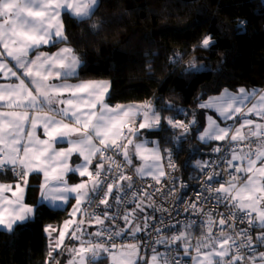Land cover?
I'll use <instances>...</instances> for the list:
<instances>
[{
  "label": "snow or ice",
  "instance_id": "snow-or-ice-1",
  "mask_svg": "<svg viewBox=\"0 0 264 264\" xmlns=\"http://www.w3.org/2000/svg\"><path fill=\"white\" fill-rule=\"evenodd\" d=\"M97 4L98 0H0V76L18 81L0 84V173L10 171L15 177V183L0 182V228L14 233L18 223L39 211L24 200L29 177L39 173L41 200L68 203L71 196V216L84 217L64 223L46 264H60L53 253L62 248L70 229L80 243L69 250L68 264H92L101 253L108 254L111 264H264V251L259 250L264 248V90L224 89L199 104L212 109L216 118L207 116L197 138L202 144L218 142L212 151L219 154V162L196 161L202 173L200 191L194 199L183 192L177 195L172 150L161 148L159 141L149 146L138 138L140 130L162 127L160 112L151 102L113 107L106 102L109 82L69 83L81 64L71 47L30 56L41 45L67 41L62 13L86 21ZM212 43L206 36L200 46ZM189 69L199 70L195 63ZM163 119L179 130V136L172 137L178 148L197 124L195 118L187 123ZM62 142L67 146H59ZM130 168L154 184L138 189ZM69 173L77 174L79 182L70 184ZM165 184L171 185L166 191ZM179 186L185 187L182 182ZM156 193L173 197L183 212L203 219L199 224L169 223L175 217L163 204L157 206ZM147 208L162 215H143ZM117 220L123 221L122 228ZM86 223L99 226L88 233L99 239L84 237ZM150 228L155 234L150 243L137 242L138 234ZM45 231L57 229L49 226ZM125 235L134 242L118 245L116 238ZM142 247L150 248L151 255L141 256Z\"/></svg>",
  "mask_w": 264,
  "mask_h": 264
},
{
  "label": "trees",
  "instance_id": "trees-1",
  "mask_svg": "<svg viewBox=\"0 0 264 264\" xmlns=\"http://www.w3.org/2000/svg\"><path fill=\"white\" fill-rule=\"evenodd\" d=\"M64 25L66 43L81 60L73 79L109 80L112 105L151 102L162 117L161 145L172 150L182 178L195 177V162L207 158L209 144L200 143L197 130L205 126L208 109L199 104L225 88L264 87V0H99L90 19L65 13ZM206 36L213 43L203 48ZM192 63L198 71L189 69ZM167 117L199 122L180 148L172 140L179 130L167 125ZM37 195L39 187L31 185L28 201ZM33 204L39 209L34 218L14 233L0 229V264H46L58 234L50 237L46 226L59 229L70 207ZM155 214L147 208L143 215Z\"/></svg>",
  "mask_w": 264,
  "mask_h": 264
},
{
  "label": "crops",
  "instance_id": "crops-1",
  "mask_svg": "<svg viewBox=\"0 0 264 264\" xmlns=\"http://www.w3.org/2000/svg\"><path fill=\"white\" fill-rule=\"evenodd\" d=\"M98 5H99V0H98L97 7H98ZM64 14H65V13H62V16H61V19H62L63 23H64ZM64 33H65V25H64ZM65 35H66V34H65ZM57 43H60V44H59L60 46H58V47L55 48L54 50H49V49H47V47H50V46L53 45V44H51V43H50L49 45H46V46H45V45H41V46L39 47V49L34 50L33 52H30V56L34 58V56H35L38 52H45V53L52 54V53L57 52L59 49L65 47V46L70 47V46L66 43V41H65V42H57ZM55 44H56V43H55ZM79 59H80V58H79ZM80 61H81V60H80ZM80 65H81V64H80ZM10 66H11V64H10ZM79 68H80V67H79ZM14 70H15V69H14ZM78 72H79V69H78ZM19 74H20V73H18V75H19ZM22 78H23V77H22ZM92 80H100V81H107V82H109V83H110L109 94H110V91H111V82H110L109 80H107V79H92ZM81 81H87V80H74V79L72 78V79H70L68 82H69V83H78V82H81ZM13 82H18V81H16L15 78H11V79L6 80V79H4L2 76H0V84L13 83ZM26 82H27V81H26ZM57 83H59V82H57ZM240 88H245V89L248 90L249 92H251V91L254 90V89H255V90H264V87H262V88H248V87H244V86H241V87H239V88H237V89H230V88H225V89H228V90H229L230 92H232V93H236ZM223 90H224V89H223ZM223 90H222V91H223ZM222 91H221V92H222ZM221 92H220V93H221ZM220 93H217V94H214V95H210L209 97L219 95ZM109 94H108V96H109ZM209 97H208V98H209ZM107 98H108V97H107ZM107 98H106V102H107L110 106H113V107L116 106V105H112V104H110V103L107 101ZM208 98H207V99H208ZM207 99L204 100V102H206ZM142 103H145V102L120 103V104H117V105H125V106H126V105H131V104H142ZM154 107H155V106H154ZM209 115H213L214 118H216V115L214 114V111H213L212 109H208V112L206 113V116H205V121H206L205 126L207 125V116H209ZM251 118H252V119H258V118L254 117V116L251 117ZM218 122L223 123L222 121H218ZM227 123H228V124H235L236 121H228ZM205 126H204V127H205ZM159 129H160V128H155V129H150V130H140L138 138H139L140 140H143V141L148 142V145H149V146H152V141H159V142H160V145H161L160 135H159ZM198 140H199V139H198ZM200 143H201V142H200ZM59 146H61V147H66L67 144L62 142ZM161 148H163L162 145H161ZM73 160L76 161L77 163L79 162L78 158L75 157V156L73 157ZM200 161H207V158H205L204 160H201V159H200ZM134 164H139V161L134 160ZM7 173H8V172H7ZM35 177L40 178V183H42V181H43L42 174H39V173H33V174L29 177V186H28V188H27V190H26V192H25V196H24L25 203H27L29 206H34V207H36V205L33 204V202L36 201V203H38V204H39V203H45L46 205H48V206H50V207H52V208H60V209H64V208H66V207L69 206V207H70V210H69V216H68V219H67L66 221H68V220H70V219H75V220L78 221V220H80V219L82 218V215H81L80 213H77V215H76L75 217H72V216H71L72 208H73V205L75 204V200H74L71 196L69 197V201H68V203H63V202H60V201H57V202L53 203V202L48 201V200H41L40 194H39V196H38V195L36 196L37 198H36V200H33V202L28 201L29 187H30L31 185L39 187V185H40V183H39V184H34V183H32V182H35V180H34ZM79 180H80V178L78 177L77 174H74V173H69V174H68V182H69L70 184H73V183L79 182ZM0 182H3V183H15V177H14L12 174L9 175V173L6 174V173L2 172V173H0ZM9 195H10V193H9ZM132 207H134V205H133ZM148 209H149V208H148ZM146 211H147V209H146ZM35 216H36V213H35V215L29 217L26 221H28L29 219L34 218ZM26 221H23V222H26ZM66 221H64V223H65ZM23 222H20V223H23ZM20 223H18V224H20ZM64 223L61 225V227H60L59 229H57V227H55V226L52 225V224L46 226V228H48L49 226H51V228H53V229H57V231L51 232V234H49V233L47 232V233L50 235V237H52V235H53L55 232H58L59 230H63ZM93 225H94V224H93ZM93 225H92V226H89V225L87 224V228L84 230V237H85L86 239L96 240V237H94V236H88V233H94V231H93ZM0 229H2V228H0ZM3 230H4V229H3ZM70 231H71V229L69 230V234L66 235V237H65V240H64V242H63V246H62V248L57 250V253L59 252V254L57 255V253H53V256L56 255V260H59V261H60V264H68V262H69V261L71 260V258H72V254H71V252H70L69 250H70L71 248H73V247H78V246H79V243H80L79 240H77V239H73V238L71 237ZM57 237H58V234H57L56 238H57ZM56 238L54 237V238L51 240V246L55 243ZM145 255H146V254L143 253V251H141V256H145ZM150 255H151V254H150ZM150 255H148V256H150ZM92 264H111V261H110V258H109V256H108V254H106V253H101V254L96 258V260L92 262Z\"/></svg>",
  "mask_w": 264,
  "mask_h": 264
},
{
  "label": "built area",
  "instance_id": "built-area-1",
  "mask_svg": "<svg viewBox=\"0 0 264 264\" xmlns=\"http://www.w3.org/2000/svg\"><path fill=\"white\" fill-rule=\"evenodd\" d=\"M198 126H199V122L197 121V124L193 126V129L197 128ZM217 143L218 142H210L209 148L207 150V161H217V162H219L218 161L219 154L214 153L212 151V147L216 146ZM111 154L112 153H109V155H111ZM118 159L122 160V157H119ZM172 159H173V162L176 165V170L174 172H172V176L176 178V194L179 195L181 192H183V193L187 194L188 198L194 199L196 193H198L200 191V180L198 179V177H201L202 173L199 171L196 174L195 177L190 178V179L182 178V177H180L177 174L178 162H177L176 157L174 155L172 156ZM217 170L219 171V169H217ZM166 171H169V170L166 168ZM6 172H10V171H6ZM6 172H4V173H6ZM128 172H129V174H133L134 175L133 169L130 168L128 170ZM227 178H228L227 174L225 173L224 174V179L226 180ZM134 180L136 182V187L138 189L145 187L147 184H154V182L150 178H146L145 180H141L139 177L134 175ZM181 182L183 183V185H185V187L180 188L179 185L181 184ZM169 187H171L170 184H165V191ZM150 191H151V189H150ZM155 199L157 201V206H159L160 204H163L164 207L169 208V210L172 212L173 216L175 217V219L174 220H170L169 223H175V220H179L180 221V226H182V225H184L186 223H190L193 220H196L197 224H199L200 220L203 219V217L198 219L196 216L191 215L190 213L183 212L182 211L183 205L180 202H178V201L174 202V198L171 197V196L168 199H165L160 193H156L155 194ZM132 205L133 204L129 203L128 207H131ZM102 209H103V206H101L100 209H96L97 214H100ZM221 210L226 211V209H223V206H221ZM89 211H91V209H89ZM177 212L179 213L178 215H177ZM161 215L162 214L160 212H156V214L154 216L160 217ZM82 218H84V217H82ZM105 226L106 227L110 226V222L109 221H105ZM116 226L122 228L123 227V221L122 220H117L116 221ZM82 227L85 230L87 228V223L85 225H83ZM98 227L99 226H97V225H93V231L96 232L98 230ZM196 235L198 236L199 233L197 232ZM150 236H151V238H154V236H155V234L152 233V229L151 228L146 233L138 234L137 242L142 240V242L144 244H148V243H150ZM97 239H99V238L96 237V240ZM115 242L119 245L121 243H131V242H134V241H133L132 237L125 235L123 237H117ZM160 250L163 251V248L160 247ZM259 250L260 251H264V248H260ZM141 251H143V253H145L146 255H150L151 254L150 248H147V247H142ZM181 259L183 261H188L187 257H183L182 256ZM188 264H190V261L188 262Z\"/></svg>",
  "mask_w": 264,
  "mask_h": 264
},
{
  "label": "rangeland",
  "instance_id": "rangeland-1",
  "mask_svg": "<svg viewBox=\"0 0 264 264\" xmlns=\"http://www.w3.org/2000/svg\"><path fill=\"white\" fill-rule=\"evenodd\" d=\"M197 161H200V160H197ZM195 164H196V162H195Z\"/></svg>",
  "mask_w": 264,
  "mask_h": 264
}]
</instances>
